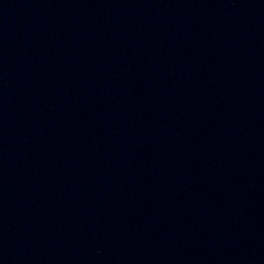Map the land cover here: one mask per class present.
Instances as JSON below:
<instances>
[{
    "label": "water",
    "instance_id": "1",
    "mask_svg": "<svg viewBox=\"0 0 264 264\" xmlns=\"http://www.w3.org/2000/svg\"><path fill=\"white\" fill-rule=\"evenodd\" d=\"M0 264H264V0H0Z\"/></svg>",
    "mask_w": 264,
    "mask_h": 264
}]
</instances>
